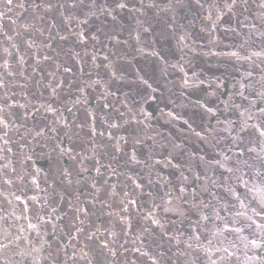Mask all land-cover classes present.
Wrapping results in <instances>:
<instances>
[{
  "label": "water",
  "instance_id": "water-1",
  "mask_svg": "<svg viewBox=\"0 0 264 264\" xmlns=\"http://www.w3.org/2000/svg\"><path fill=\"white\" fill-rule=\"evenodd\" d=\"M103 2L104 0H100V3ZM132 2L137 3L138 0ZM155 2L159 7L143 9V15L125 12L115 22L102 16L99 20L94 19L89 25L83 26L84 31L89 34L86 46L88 53L95 52L99 57L96 64L84 55L85 46L75 43V37H70L67 42L57 38L54 47L63 48L58 62L70 65L74 75H65L62 70L57 73L56 78L64 79L66 84L60 96L51 102L63 112L68 122L73 123V132L79 131L77 125L87 118V112H95V127L99 132L105 131L102 119L122 123L131 114L129 109L139 116V109L143 108L147 118H140L148 127L141 135L155 138L154 159H160L161 163L154 168H145L129 167L124 163L123 157L118 162L113 161V166L124 174L120 175L118 180L113 177L119 195L108 200L111 207L99 201H94V207L87 204L90 199L89 189L73 184L65 194V202L57 205L59 215L53 218L52 224H39L35 217L28 218L30 214L17 220L16 216L20 215L22 206L15 201L12 193L31 196V185L29 183L28 188H25L17 182L8 188L0 179V217L8 216L7 221L0 219V245H9L8 255L12 257L9 264H152L148 256L136 251L137 248L158 258V264H264V248L256 249L249 243L251 239L258 242L264 240V230L256 228V225L248 227L251 220L247 217H252L258 224L261 220L252 208L248 207L250 198L245 199L246 189L242 182L237 180L241 173L229 174L216 166L217 159L225 160V153L232 155L229 149L236 150L228 133L221 131L228 126V121L238 119L236 106H247L250 101H259V97L254 96L250 90L245 93L247 100L237 94L243 90L242 85L250 83L244 77L251 73V83L254 87L264 90L261 88V84H264L261 79L264 70V9L260 7L264 0H237L238 6L232 12H228L225 7L230 0H199V3L204 4L203 8L198 6L197 0ZM14 3H25L27 6L34 3V0H14ZM145 3H148V0H145ZM169 5L171 10H164ZM209 5L214 7L210 8ZM34 11L33 8L25 11L24 8L18 7L9 11L0 3V63L3 62V49L8 45L9 36L20 45L22 53L27 51L23 41L28 39L29 34L23 32V27L34 22ZM209 13L212 15L211 20L208 19ZM217 15L221 17L219 20L216 19ZM46 21L35 23H44L46 27ZM145 27L149 29L148 32L143 31ZM17 32L20 35H17ZM92 34L99 36V43L91 39ZM113 34L117 40L109 38ZM30 35L37 45H40L49 33L45 31L41 36L33 32ZM137 35L140 36L139 41L136 39ZM35 50L41 51L40 48ZM42 51L49 52L48 49ZM75 52H80L82 63L73 61ZM232 52H238L241 59L232 57ZM256 52L261 53L259 58L252 56L251 60L243 59L244 56ZM50 54L53 57L56 55L54 51ZM105 55L111 62L110 70L104 67L107 62L102 58ZM34 66L33 61L29 59L25 66V75L29 78L25 80L16 76L13 86L7 90L10 97L8 103L25 104L27 108L16 107L9 110L8 118L12 123L7 130V136L4 135V130L0 129V169L7 164L9 173L12 168L23 173L27 168L31 175L38 172L43 184L49 171L71 167L75 174L79 165L68 157H59L52 151V145L57 139L40 138L42 146H37V141L29 135L30 129L34 131L51 125L53 121L48 113L42 109L37 112L32 107H38L50 96L47 85L52 78L47 72L52 70V65H42L33 75ZM112 72L116 73V79L112 78ZM96 80H99L100 84L95 88H85L84 102L73 109V112H67L66 106H71L72 100L81 95L75 87L69 89L68 82L75 84ZM142 80H146L152 88H148ZM185 80L188 81L187 86ZM105 91L108 93L106 99L103 96ZM4 94L5 89H0V104L4 103ZM105 103L112 107L101 108ZM208 107L215 115L205 110ZM121 112L125 113L124 117L120 116ZM131 130V127H125L112 131L117 135H124ZM45 131L47 136L55 135L47 129ZM196 132L207 138L201 139ZM73 139L74 145L72 140H67L66 143L78 151L88 148L89 138L85 134L81 133L78 139L75 136ZM97 139L98 142H107L106 138ZM151 144L152 140L146 142V151H150L148 145ZM174 144L183 146L182 152H174L173 164L179 162L175 168L166 163L168 153L173 152ZM247 144L248 137L245 136L241 148ZM261 155H264V152ZM27 156L32 159L26 160ZM201 156L204 157L203 161L200 160ZM101 157L103 163L110 160L107 154L102 153L97 158ZM88 163L91 166L92 162ZM181 172L188 177L187 181L182 179ZM92 174L96 175L94 171ZM149 174L152 184H149ZM2 176L3 172L0 171V177ZM129 176L143 183V192L134 190L132 181L127 178ZM244 179L248 177L244 176ZM156 181L159 183H155ZM178 186H186L189 202L195 194L197 203H207L209 208L204 211H210L214 217L212 221L207 222L204 229L207 238L201 234L199 243L189 241L193 243L194 249H199L197 252L187 249L184 243L177 247V241L168 240L166 236L161 235L160 230L151 234L142 230L147 226L141 218L142 213L146 211L147 206H151V198L147 193L159 191L160 195H163L167 188L175 194ZM229 188L235 190L236 195L244 200L245 207H241L234 199L232 192L228 191ZM124 192L137 199L142 207L137 209L130 205L129 212L123 213L120 200L124 198ZM5 195L13 201L12 204L4 201ZM77 196L79 201L76 200ZM69 200L76 203L85 202L82 206L88 208L89 215L84 218V225H80L74 218L75 214L70 211V205L67 203ZM159 202L157 199V203ZM217 211L220 212L218 219ZM237 211L244 215L237 216ZM157 212L167 225L168 235L174 233L181 241L189 240L190 225L187 220L181 223L179 218L165 216L159 210ZM47 218L45 216V219ZM121 220L124 223H121ZM30 222L37 226L36 230L29 227ZM73 224L83 227L84 233L77 234ZM224 224L242 230L220 234L219 229ZM5 230L10 234L8 239H5ZM37 231L40 233L39 237ZM89 232H95L97 238L86 241ZM110 233H115V237ZM213 233L218 234L214 236ZM209 240L212 241L211 244ZM104 243H108L109 248L102 249ZM225 248L228 249L227 252L224 251ZM33 249L42 251L36 252ZM81 249L89 252L87 258H81ZM3 257L4 252L0 251V260Z\"/></svg>",
  "mask_w": 264,
  "mask_h": 264
},
{
  "label": "snow or ice",
  "instance_id": "snow-or-ice-1",
  "mask_svg": "<svg viewBox=\"0 0 264 264\" xmlns=\"http://www.w3.org/2000/svg\"><path fill=\"white\" fill-rule=\"evenodd\" d=\"M0 3H3L4 8L9 11L13 7L24 8L25 11H27L28 8H33L35 10L33 13L34 22L25 24L23 27V32L29 34L28 39L23 41L27 51L22 53L20 45L15 42L12 36L8 37V45L3 49V62L0 63V69H2V72H0V89H5V94L3 97L4 103L0 104V129H3L4 135L7 136V130L12 123L8 118L9 110L16 107L27 108L25 104L8 103L10 97L8 96L7 90L13 86L16 76H20L25 80L29 78L25 75L27 71L25 66L29 63V59H31L35 65L33 67V75L36 74L37 69H40L42 65L51 64L52 70L47 72V75L52 78L47 85V88L50 89V96L47 101L40 103L38 107L36 105H32V107L35 108L37 112L42 109L53 118V121L51 125H45L34 131L30 129L29 135L37 141V146H42L40 144V138H44L45 140L57 139V142L52 145V151L57 153L59 157H68L79 165L75 170V174H73V169L71 167L57 168L55 172L49 171L42 184L38 172L35 175H31L27 168H25L23 173L17 172L15 168H12L11 173H9L8 165L5 164L3 168L0 169V171L3 172V176L0 177L3 181V185L11 188L14 184L19 182L23 184L25 188H28V184L30 183V190L33 192L31 196H22L15 192L12 193L15 201L22 206L20 215L16 216L15 213H12V215L16 216V219L19 220L26 218V215L30 214L28 218L35 217L39 224H52L53 218L59 215L57 205L65 202V194L73 184L81 185L89 189L90 199L86 202L87 204H91L94 207V201H99L105 204V206L111 207V205L108 204V200L119 195L117 192V184L113 182V177H116L118 180L119 176L124 174L118 171L117 167L113 166V161L118 162L119 159L123 157L124 163L127 166H142L145 168H154L161 163L160 159H154L156 148L155 138L148 135H141V132L148 126L144 124V121L140 117L147 118V114L144 112L143 108L139 109V116L129 109L131 114L128 115L127 119L122 123L116 120L102 119V123L105 125V131L98 132L95 127V121L97 120L95 112H87V118L77 125L79 131L73 132V123L68 122L67 119L64 118L63 112L59 108L54 107L51 102L60 96L61 90L65 88L66 84L64 79L56 78L57 73L62 70L65 75L73 74V68L70 65L58 62V58L63 53V48H55L54 41L58 38L60 41L67 42L70 40V37H75V43L85 46L84 55L88 56L93 64H96L99 57L95 52L91 54L88 53L86 46L89 34L84 31L83 26L89 25L94 19L99 20L102 16L108 17L115 22L125 12L143 15V9L158 8L159 5L155 0H148V3H145V0H138L137 3H133L132 0H104L103 3H100V0H34V3L27 6L25 3H14V0H0ZM197 3L199 7H204V4L199 3V0H197ZM237 6V0H230V2L225 5L228 12H232ZM209 7L211 8L214 6L209 5ZM260 7L264 9V2L260 4ZM164 10L170 11L171 5ZM220 18L219 15L216 16L217 20ZM208 19H212L211 13H209ZM35 21H46L47 26L45 27L44 23L37 24ZM53 30H55L54 34ZM45 31H48V37L41 41L40 45H37L30 34L37 32L43 36ZM143 31L148 32L149 29L145 27ZM17 35H20V33L17 32ZM262 35H264V33H262ZM109 38L111 40H117L114 34ZM91 39L99 43L98 35L92 34ZM136 39L139 41L140 36L137 35ZM181 39H183V37H181ZM38 48L41 49L40 52L35 50ZM42 49H48L49 52L44 53ZM53 51L56 53L55 57L50 54ZM69 51H71V49H69ZM141 51H143V49H141ZM231 56L238 60L241 59L238 52H232ZM252 56L259 58L261 53H252V55L244 56L243 59L251 60ZM72 59L77 63L83 62V57H81L80 52H75ZM102 59L107 62L104 64V67L110 70L111 62L109 61V57L105 55ZM111 75L113 79L117 78L115 72H112ZM244 79L249 80L250 83L242 85L243 90H240L237 94L242 99L247 100L248 96L245 93L250 90L254 96L259 97V101H250L247 106H236L238 108V119L228 121V126L221 129V131H226L228 133L236 150L233 151L229 149L232 155L225 153V160L221 161L217 159L216 166L229 174H235L236 172L241 173V175L237 176V180L241 181L243 187L246 189L245 199L250 198L248 207H251L254 214L259 216L261 220V223L258 224L252 217H247V219L251 220V224L248 225V227L256 225V228L264 230V155H261V153L264 152V106H262V104H264V90H258L254 87L251 83V73L245 76ZM261 79L264 81V70H262ZM53 81H55V83H53ZM141 82L148 88H152L151 84H148L146 80H142ZM184 83L186 86L188 85L187 80H185ZM99 84V80L75 84L73 82H68V88L71 89L75 87L81 95L76 96L72 100L71 106H66V111L73 112V109L84 102L85 98L83 97V92L85 88H95ZM261 88H264V84H261ZM152 91H155V89H152ZM107 95L108 93L105 91L103 94L105 99ZM111 107V105L106 103L101 105V108ZM125 107H127V105H125ZM201 107L205 106L201 105ZM205 110L215 115V112H213L210 107L205 108ZM169 115H171V113H169ZM120 116L124 117L125 113L121 112ZM173 119H175V117H173ZM61 120H63V123H61ZM125 127H131L132 130L124 135H117L112 131ZM45 129H47L49 133L55 135L47 136ZM81 133L89 138L88 148H81L78 151L74 146H69L66 141L72 140L74 145L75 141L73 137L75 136V138L78 139ZM195 134L201 139L207 138L206 136H201L200 132H196ZM245 136L248 137V144L241 148ZM98 137L106 138L107 142H98ZM148 140L153 141V144L148 145L150 151L145 150V145ZM7 142L6 140L5 143ZM172 147L173 152L168 153L166 163L175 168L178 167L179 162L173 164V159H175L174 152L177 150L182 152L183 146L181 144H174ZM258 148L260 149L259 152L257 151ZM108 149H111V151L109 152ZM7 151H11V149H7ZM33 151H35V149H33ZM142 152L144 155H141ZM102 153L110 156L108 163H103L102 157L100 159L97 158L101 156ZM217 155L219 156V154ZM233 156H235V160H233ZM25 159L31 160L32 157L27 156ZM200 160L203 161L204 157L201 156ZM89 161L92 162L91 166H89ZM93 171L96 175L92 174ZM105 173H107V175H105ZM180 175L184 181H187L188 177L185 176L183 172H181ZM244 176H247L248 179H244ZM127 178L132 181L134 190L143 192L145 186L142 182H137L131 176ZM197 179H199L198 176ZM152 183L153 181H151L149 174V184ZM155 183L158 184L159 181ZM228 191L232 192L234 199L241 207H245L244 200L236 195L235 190L229 188ZM122 195L124 198L120 200V207L123 213L129 212L130 205L135 206L137 209L142 207L137 199L131 198L128 192H124ZM147 195L151 198V206H147L146 211L142 213L141 218L147 225L142 229L143 232L151 234L156 230H160L161 235L166 236L168 240H176L177 247H179L180 243H184L187 249H192L193 252L199 251V249H194L193 243L189 241L199 243L201 241V234H204L205 238H207L204 229L207 227V222L214 219L210 211H204V209L209 208V205L204 201L197 203L195 194H193L192 201L189 202L186 186L176 187L175 194L173 191L166 188L163 195H160L159 191L155 193L149 191ZM3 199L8 204L13 203L6 195L3 196ZM157 199H159V203H157ZM76 200L79 201V196L76 197ZM67 203L70 205V211L75 214L74 218L79 221L80 225H84V218L89 215L88 208L82 206L85 202L80 201L76 203L69 200ZM232 207L234 208L235 205H232ZM157 210L163 212L165 216L179 218L181 223L187 220L190 225L189 240L181 241L174 233L168 235L167 225L163 221V217L158 214ZM236 215L243 216L244 213L237 211ZM45 216L48 218L45 219ZM219 216L220 212L217 211L216 218L218 219ZM60 218L63 219V217ZM0 219L7 221L8 216L5 215L0 217ZM121 223H124V221L121 220ZM29 227L33 230L37 228V226L31 224V222L29 223ZM53 227H55V225H53ZM72 227L77 234L84 233L83 227H78L76 224H73ZM128 227H130V225H128ZM241 230L240 228L229 227L227 224H224L223 227H220L219 233L239 232ZM36 234L38 237L40 236L39 231H37ZM217 234L218 233H213L214 236ZM9 235L7 230H5V239H8ZM110 235L113 238L115 237V233H110ZM96 238L95 232H89L86 235V241H92ZM17 239H19V237H17ZM11 242L12 241H10V243ZM211 243L212 241L209 240V244ZM249 243L256 249L264 248V240L258 242L256 239H251ZM87 247L88 245L85 243V248ZM106 248H109L108 243L102 245V249ZM8 249V244L0 245V251L4 252V257L0 260V264H9L11 261L12 257L8 255ZM33 250L36 252L42 251V249ZM136 251L140 252L143 256H148L152 260V264H158V258L150 256L149 252H141L139 248H137ZM217 251H219V249H217ZM224 251L227 252L228 249L225 248ZM81 253V258H87L89 255V252L83 249H81ZM113 255H115V253H113ZM161 255H163V253H161ZM229 255H231V253H229ZM213 264H215V262H213Z\"/></svg>",
  "mask_w": 264,
  "mask_h": 264
}]
</instances>
